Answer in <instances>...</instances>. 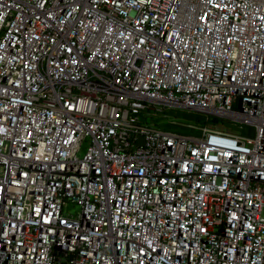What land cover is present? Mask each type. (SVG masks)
<instances>
[{
    "label": "built area",
    "instance_id": "1",
    "mask_svg": "<svg viewBox=\"0 0 264 264\" xmlns=\"http://www.w3.org/2000/svg\"><path fill=\"white\" fill-rule=\"evenodd\" d=\"M0 264H264V0H0Z\"/></svg>",
    "mask_w": 264,
    "mask_h": 264
},
{
    "label": "rangeland",
    "instance_id": "2",
    "mask_svg": "<svg viewBox=\"0 0 264 264\" xmlns=\"http://www.w3.org/2000/svg\"><path fill=\"white\" fill-rule=\"evenodd\" d=\"M157 107L160 109V111L149 110V112H147L148 113L147 115L141 116V119L151 124L153 123V119H157L159 124L168 123L169 121L172 120H178V121L185 120L187 122L194 123L198 119L196 114L188 112L185 109L173 108L169 105L157 106ZM212 122H214V120ZM158 126L162 128L161 125ZM177 129L180 130L179 128ZM85 147H86V143L82 142V144L80 145L79 152L77 153V156H80L83 153ZM65 212L73 216L78 212V206L75 205L74 203H69L65 208Z\"/></svg>",
    "mask_w": 264,
    "mask_h": 264
},
{
    "label": "trees",
    "instance_id": "3",
    "mask_svg": "<svg viewBox=\"0 0 264 264\" xmlns=\"http://www.w3.org/2000/svg\"><path fill=\"white\" fill-rule=\"evenodd\" d=\"M152 124L156 125V126L161 125L162 128H164V129H173V130H177L178 131V129L174 125H171L169 123L159 124L157 119H153V123Z\"/></svg>",
    "mask_w": 264,
    "mask_h": 264
}]
</instances>
